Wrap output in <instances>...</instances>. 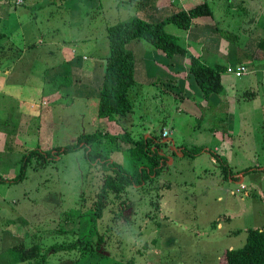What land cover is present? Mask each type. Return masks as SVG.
<instances>
[{
    "label": "rangeland",
    "instance_id": "374dc122",
    "mask_svg": "<svg viewBox=\"0 0 264 264\" xmlns=\"http://www.w3.org/2000/svg\"><path fill=\"white\" fill-rule=\"evenodd\" d=\"M74 1L25 0L9 8L11 15H20L19 22L13 20L7 38L0 39V176L6 180H0V263L2 254L22 244L24 252L37 248L34 255L42 264H225L226 250L241 247L247 230H264L262 97L242 101L234 109L228 104L212 107L193 93L177 98L157 83L142 88L140 95L135 90L134 98L131 92L133 111L116 123L98 117V97L71 93L47 97L42 91L49 61L41 54L46 44L54 43V61H71L77 54H86L83 44L88 42V63H101L96 55L108 54L106 27L143 16L142 7L156 6L155 0H80L77 7ZM167 1L165 10L155 11L158 18L207 4L211 16L201 18H212L221 38L236 41L241 55L243 27L253 29L251 39L259 30L264 32V0ZM33 4L42 7L33 10ZM254 20L260 22L258 28H252ZM14 25H22V36L10 32ZM167 33L172 34L170 29ZM196 35L204 44L201 30ZM207 59L217 61L213 54ZM253 79H238L237 88L250 80L252 92L261 90ZM18 102L31 112L28 122L15 112ZM110 124L114 134L127 132L136 140L157 137L158 152L173 160L148 190L128 189L127 217L122 213L113 218L115 211H105L101 219L93 220L88 205L82 208L81 194L89 196L93 190L87 186L88 179L96 182L87 177L83 150L51 156L37 168L33 157L24 180L8 181L18 175L24 154L58 152L76 143L80 135L106 133ZM164 129L167 138L161 136ZM124 145L120 150L106 149L112 161L132 171L135 165ZM179 145L203 151L194 158L178 156L174 147ZM216 155L230 167L232 176L222 177ZM76 209L82 214L79 219L68 215ZM80 223L85 226L83 233L77 230ZM90 230H94L91 254L54 249L87 236ZM98 237H104L102 244Z\"/></svg>",
    "mask_w": 264,
    "mask_h": 264
},
{
    "label": "trees",
    "instance_id": "16d2710c",
    "mask_svg": "<svg viewBox=\"0 0 264 264\" xmlns=\"http://www.w3.org/2000/svg\"><path fill=\"white\" fill-rule=\"evenodd\" d=\"M25 1V0H23ZM211 16L209 6L205 3L199 4L187 10L172 12L163 19L153 22L144 16L133 17L125 22H120L106 27V37L108 41V54L103 58V81L98 97V117L115 122L122 116L133 111L130 93L136 87L134 79V58L133 54L126 48L132 40H143L155 49L161 51L165 58L171 59L174 55H181L186 58L188 74L193 78L197 88L200 90L203 101L208 102L214 89H219V76L226 72L224 65L216 64L207 66L202 63L198 56L192 55L182 46L177 37L166 32L165 27L173 24L176 27L188 30L194 20L201 17ZM264 39V38H263ZM264 53V42L258 45L257 54ZM64 84L63 77L55 78L53 85ZM58 81V82H57ZM116 123V122H115ZM157 137L149 139L132 138L129 133L113 134L106 132H94L80 135L76 143L66 146L60 151L53 153H42L38 150L30 151L23 155L20 161L18 175L10 180V183H18L25 179V171L31 163V159L36 157L35 168L48 163L51 156H58L61 153H70L83 150L84 158L88 163L87 177L95 178L96 182L88 179V184L92 188L89 196L83 193L80 196L82 208L88 205V213L93 220L101 219L104 212L116 214L113 218H119L126 214L127 204L131 200L127 197L129 188L148 190L154 181L159 178L168 162V158L158 152ZM130 158L133 160L135 168L130 171L125 169L110 158V152L106 148L114 146L115 150H120L125 145ZM123 145V146H122ZM203 151L202 148H185L179 152L181 156L196 157ZM215 162H219L223 178L232 176L230 167L224 160L216 155ZM1 181H6L0 176ZM91 183V184H90ZM152 188H155L152 187ZM159 188H155V193L159 194ZM159 203H157L158 205ZM71 217L81 218L80 209L69 213ZM73 222V220H72ZM85 226L79 224L78 231L83 233ZM85 230V229H84ZM87 236L80 237L72 243L54 247L59 250H79L82 255L91 254L94 251L93 239L94 230H90ZM101 244L104 237H98ZM22 244L9 248L1 256L0 264H19L27 259H31L28 264H42L37 260L39 255L37 250L24 252ZM26 258V259H25ZM34 262H32V260ZM225 264H264V230L249 229L244 244L238 248H230L224 254Z\"/></svg>",
    "mask_w": 264,
    "mask_h": 264
},
{
    "label": "crops",
    "instance_id": "0c3cea01",
    "mask_svg": "<svg viewBox=\"0 0 264 264\" xmlns=\"http://www.w3.org/2000/svg\"><path fill=\"white\" fill-rule=\"evenodd\" d=\"M79 1L80 0H75L73 5L76 7L79 6ZM155 1V7H145V9L144 7L141 8V14L153 22L159 21L169 15L168 14L158 18L159 12L155 11L160 9L165 10L169 4L167 0ZM14 2L15 0H0V39L7 38V31L10 27L9 24L13 20L19 22L18 18H20V15H17L16 13L11 15L9 12V8L17 7ZM21 5H23V3ZM32 6L33 10H38L42 7V5L38 4H33ZM190 7H192V5L187 6L186 9ZM186 9L182 8L180 10ZM254 21L255 23L252 28H255L256 26L258 28V23L260 22H257L256 20ZM170 25L172 24H169L165 27L166 32L170 29V32L172 33L171 35L177 37L179 42L182 43L188 52L192 55L198 56L202 63L210 67L215 66L216 64H221L227 68L226 72L219 76L218 84L220 88L218 90L214 89L212 91L207 104L209 103L212 107H219L223 104H228L229 108L234 109L235 105H240L242 101L245 102L246 100L257 98V96L260 95L262 97V105L264 106V53L257 54V45H259V43L264 38V32L261 33L259 30V35L255 39H251L249 35L253 29H251L249 32L248 29L246 31L243 27V31H245V37L240 44L242 47L241 52L243 53L241 55L238 51V48L234 45L236 44V41L226 39L224 40L221 38V35L219 34V27L212 22V18H198L193 21L188 30H181L176 26V28L170 27ZM197 30H201V32L204 34L202 36V38L206 40L204 44L200 40L199 36H195V31ZM10 32H20L22 36V25H14L13 28L10 29ZM25 34L27 33L25 32ZM37 41L39 43L41 42V44L43 43L41 39H38ZM87 43L88 42H85L83 44V47H85V52L87 51L86 54H77L76 58H73L71 61H66L64 58H62V60L58 58L56 61H54V43L49 42V44L44 46V49L41 50L43 53L41 54L49 62L47 63L48 67L45 71L44 80L46 84L42 94L45 92L44 94L51 99L58 98L64 93L78 94V96L99 97L104 75V63L102 61L101 63L93 61L88 63L89 55L91 54H89V46ZM212 46L213 48H211ZM126 48L133 54L134 58V79L136 82V87L132 90V94L136 90L134 93L140 95L142 92H144L142 91V88H145L146 86L150 88L159 83L161 87H168L169 92L176 94L175 97L180 99L186 98L187 93H193L194 97H202L200 90L197 88L193 78L188 74L185 57L181 55H174L171 59H167L164 57L161 51L155 49L143 40H132L126 45ZM191 48L195 51L191 50ZM103 54L96 55V58L103 60V58L106 56V53L104 55ZM209 54H213L217 61H209L207 59ZM84 55H87V58ZM239 65L251 67V69L254 71L242 77H235L233 71ZM250 76L251 78H254L253 82H256L261 90L252 92L251 89L253 85H251L250 80L247 81V85H240L239 88H237L238 79L245 78L246 80V78ZM59 77H63L65 83L61 85L63 82V80H61L60 85H53L52 81ZM36 90V95H40L41 91H38L39 88ZM226 93L228 97H231L227 99L225 97ZM135 94L131 95V97H136ZM242 94L243 96H241ZM15 112L21 115V117L27 122L29 119H31V112L24 107L21 108L19 102L17 108L15 107ZM108 129L109 131L107 132L113 135V132L115 131L114 126L110 124ZM164 131L166 130L164 129ZM149 136L150 135H147L145 139L150 138ZM183 147V145L174 147V151L178 156H181L179 151ZM167 158V163L172 164L173 160L169 157Z\"/></svg>",
    "mask_w": 264,
    "mask_h": 264
},
{
    "label": "built area",
    "instance_id": "2783aa9c",
    "mask_svg": "<svg viewBox=\"0 0 264 264\" xmlns=\"http://www.w3.org/2000/svg\"><path fill=\"white\" fill-rule=\"evenodd\" d=\"M23 3V1L22 0H15V2H14V4L15 5H21ZM254 70H252L251 69V67H248V66H244V65H239V66H237L235 69H234V71H233V74H234V76L235 77H241V75H247V74H249V73H252ZM161 136L163 137V138H167V136H168V132L167 131H162V134H161ZM241 188H243V187H241ZM240 188H238V189H235V193L236 194H239L240 193Z\"/></svg>",
    "mask_w": 264,
    "mask_h": 264
}]
</instances>
